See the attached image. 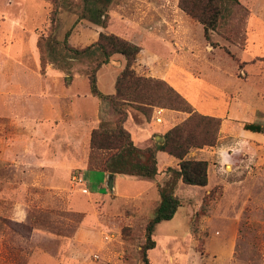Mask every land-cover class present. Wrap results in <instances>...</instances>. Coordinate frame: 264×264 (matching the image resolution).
<instances>
[{"label":"rangeland","instance_id":"rangeland-1","mask_svg":"<svg viewBox=\"0 0 264 264\" xmlns=\"http://www.w3.org/2000/svg\"><path fill=\"white\" fill-rule=\"evenodd\" d=\"M239 1L218 31L211 33L212 45L205 38L203 25L180 9L179 0H113L106 28L79 19L83 0H60L54 22L56 7L51 0H0V75H5L1 72L9 61L15 63L24 58L30 79H46L47 89L50 86L55 91H91L88 74L102 54L98 47L79 55L70 51L64 44L66 32L72 30L69 44L82 49L97 41L99 30H148L157 34L159 44L147 42L148 52L140 57L142 61L138 56L135 64L137 74L162 79L157 76L170 70L169 78L163 80L193 100L197 99L201 84L228 88L231 92L248 84L249 101L255 103L258 92L262 90L264 96V0ZM247 30L249 51L245 55ZM238 56L249 59L248 68ZM122 60L126 64L125 58ZM185 60L187 67L181 65ZM98 72L104 76L103 71ZM234 76H249V82L235 81ZM83 100L94 111L92 99ZM104 100L113 116L102 113V120L113 123L118 115L112 102ZM132 104L125 103V127L134 133L135 139L139 138L138 130L148 124L164 136L190 115L162 106L147 104L140 109ZM158 108L163 109L161 113ZM168 114L173 115L170 121ZM159 115L163 118L160 122L156 119ZM256 136L262 138L264 134ZM155 144L151 134L139 147ZM257 145L236 159L237 171L229 176V181L235 183L226 189L220 184L208 192L203 186H176L175 193L182 205L172 219L157 225L156 247L149 251L151 264H264V138ZM97 155L100 160L108 152L100 151ZM164 164L162 172L167 178L161 186L175 179L173 169L179 168V160L169 154ZM226 169L231 170V166ZM15 174L0 160V264H28V255L31 261L37 260H32L36 252H48L56 261L45 260L42 264H144L140 249L145 241V225L158 203L155 192L146 190L150 179L117 175L113 189L107 177L98 190L104 196H90L87 192L79 193V184L73 180L77 173L72 172L64 195H46L42 203L37 197L30 200L24 195L31 206L21 212L16 207L7 208L12 198L4 194L5 178ZM82 176L89 182L90 191H97V176L89 171ZM141 191L143 195L136 196ZM69 198L85 213V225L95 223L97 218L92 202L100 212L122 214L124 221L111 219L96 236L77 239L75 234L83 214L76 215L68 204L65 206Z\"/></svg>","mask_w":264,"mask_h":264},{"label":"crops","instance_id":"crops-1","mask_svg":"<svg viewBox=\"0 0 264 264\" xmlns=\"http://www.w3.org/2000/svg\"><path fill=\"white\" fill-rule=\"evenodd\" d=\"M101 31L115 33L140 45L142 50L139 53V58L143 56L144 52H148L146 51L148 50L147 42L159 44L157 34L153 31L99 30V32ZM248 32L249 30H247L246 48L243 49L245 55L249 51ZM23 46L24 44L21 45V47ZM26 46L28 47V44ZM173 46L175 48L176 45L173 44ZM114 57L99 70L104 72L103 77L98 72V86H104L103 89L100 87L99 89L105 94L115 92L117 75L125 66L122 55L115 54ZM238 57L242 63H246V68H248L249 59ZM139 61H142L141 58ZM115 62H118L119 65L114 64ZM145 64H149V62H145ZM181 65L187 67L189 63L185 60ZM28 68L24 58L16 60L15 63L9 61V64H6L1 72L5 75H0V160L5 161L13 172H16L15 175L5 178L4 194L11 195L12 198L11 201L7 202V208L9 205L25 212L27 207L31 205L26 202V199H23L24 195V197L28 196L30 200L34 197L39 198V203L46 199V195L52 193L64 195L72 172L83 175V172L89 171L92 175H96L98 180L97 191H90L89 182L85 180L87 187L85 192L90 196H104V192L98 191L99 186L110 176L105 172L89 167L90 135L102 120L101 114L111 118L113 111L107 106L108 104L106 105L104 99L94 96L91 91L80 92L69 89L55 91L50 86L47 89V80L40 76L31 80L30 75H28ZM169 72L170 70L157 77L166 80L169 78ZM233 78L236 79L235 81L241 79L249 82V76L246 78L234 76ZM207 84L199 85L196 100L186 97L199 113L221 118V129L217 143L214 146L194 149L187 155V157H194L193 159L208 161V183L203 186L206 192L219 184L223 185L224 189L234 184L235 182L229 181V176L232 175L230 172L237 171L236 159H240L242 153L249 152V148L256 149L259 140L264 138L256 136V134H264V96L262 90V94L260 91L257 93L258 96L255 95L257 102L254 103L249 101L248 84H242L236 90L234 88L235 91L233 92L229 91L228 88L216 86L212 88ZM259 94L262 95V98ZM83 99H92V104L95 106L94 111L89 109L87 101ZM172 116L168 114L167 119L170 121ZM251 123L261 125L263 131L246 129L245 124ZM131 134L135 139L134 133L131 132ZM151 134L155 140L157 135L155 126L148 124L146 127L140 128L136 134L139 137L135 139L136 144L142 146ZM167 159H169L167 152L160 151L158 153L161 173L156 179H150L151 183L146 189L155 192L154 197L156 198L155 201L158 202L157 205L160 201L159 186L163 185L167 178L166 173L162 172L165 165L164 161ZM230 166L231 170H227L226 167ZM116 176L113 177V189L116 188ZM32 178L33 181H31ZM181 183L184 182L180 179L177 185H181ZM143 192L137 193L136 196H142ZM72 199L69 198L65 206L68 204V209L76 211V215L83 214L80 218L79 230L75 234L77 239L91 235L96 236L98 230L106 227L111 219L124 221L122 214L114 213L112 215L110 212H100L95 202H92L97 218L95 223L85 225L83 223L85 213L79 206L72 203ZM99 210L101 209L99 208ZM75 238L73 235V240H76ZM47 253L36 252L34 256L32 255V260L37 259L35 261H31V256L28 255V264H38L37 262L42 264V261L50 259L55 261L54 256Z\"/></svg>","mask_w":264,"mask_h":264},{"label":"trees","instance_id":"trees-1","mask_svg":"<svg viewBox=\"0 0 264 264\" xmlns=\"http://www.w3.org/2000/svg\"><path fill=\"white\" fill-rule=\"evenodd\" d=\"M60 0H51L56 7L52 21L58 14ZM113 0H83L82 14L79 19H87L95 25L106 28L110 21L109 7ZM239 0H179V7L191 18L204 27L206 40L211 42V33L217 32L223 21L239 5ZM72 30L65 35L64 44L75 54H83L93 47H98L102 59L88 74L90 90L94 96L108 99L118 118L111 123L101 120L90 135L91 156L89 167L100 170L109 176L128 175L147 179H156L160 173L158 153L167 152L179 160V168L173 169L175 179L159 186L160 201L153 215L145 225V241L141 245L140 256L144 264H151L149 251L156 247L155 231L157 225L174 217L182 203L175 190L181 179L185 184L205 186L208 183V161L191 159L187 155L192 149L214 146L219 138L221 118L204 115L196 111L193 105L173 86L163 79L137 74L135 64L142 47L115 33L100 32L97 41L85 48H76L69 44ZM39 47L41 42L39 41ZM120 54L125 60L115 82V92L103 93L98 86V71L108 64L113 55ZM129 93V94H127ZM132 102L135 107L143 109L145 105L162 106L168 109L189 113V117L170 128L165 134L163 146L141 148L135 144L131 132L125 127L127 111L125 103ZM252 131H263L259 124H245ZM100 151L108 152L106 158L98 159ZM211 193V192H210ZM128 228L123 230L126 235Z\"/></svg>","mask_w":264,"mask_h":264},{"label":"built area","instance_id":"built-area-1","mask_svg":"<svg viewBox=\"0 0 264 264\" xmlns=\"http://www.w3.org/2000/svg\"><path fill=\"white\" fill-rule=\"evenodd\" d=\"M162 108H158V112L161 113L162 112ZM157 121L160 122L162 121V116H157L156 117ZM73 180L75 183L79 184V190L82 191V192H85L87 187H86V182H85V179H83L82 175L77 173V174H74L73 175Z\"/></svg>","mask_w":264,"mask_h":264},{"label":"water","instance_id":"water-1","mask_svg":"<svg viewBox=\"0 0 264 264\" xmlns=\"http://www.w3.org/2000/svg\"><path fill=\"white\" fill-rule=\"evenodd\" d=\"M155 140L158 146H163L165 144L166 138L160 134L155 136ZM109 187L113 188V176H110Z\"/></svg>","mask_w":264,"mask_h":264}]
</instances>
